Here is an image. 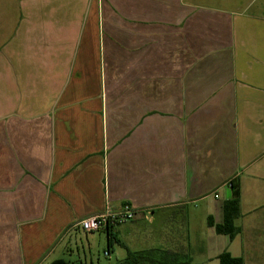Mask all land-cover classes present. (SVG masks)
I'll return each mask as SVG.
<instances>
[{
  "label": "crops",
  "instance_id": "1",
  "mask_svg": "<svg viewBox=\"0 0 264 264\" xmlns=\"http://www.w3.org/2000/svg\"><path fill=\"white\" fill-rule=\"evenodd\" d=\"M125 204L142 264H264V0H0V264H124Z\"/></svg>",
  "mask_w": 264,
  "mask_h": 264
},
{
  "label": "trees",
  "instance_id": "2",
  "mask_svg": "<svg viewBox=\"0 0 264 264\" xmlns=\"http://www.w3.org/2000/svg\"><path fill=\"white\" fill-rule=\"evenodd\" d=\"M233 197L224 203V220L220 224H214L210 221L211 226H215V229L220 234L229 235L230 238H234L241 232L240 227L235 225V219L241 215L240 211V200H241V190L240 184L233 181ZM109 245L112 246L113 243H118L122 245L127 250V258L124 264H142V260L146 259L144 252H133L131 251L124 242H122L117 234L113 231V226L109 225L107 227ZM149 260H151L149 258ZM219 264H245V261L241 257H234L229 251H224L218 256ZM51 264H81L72 263L65 259H57ZM158 264H175L174 262L158 263ZM180 264V263H179ZM187 264H192L188 262Z\"/></svg>",
  "mask_w": 264,
  "mask_h": 264
},
{
  "label": "built area",
  "instance_id": "3",
  "mask_svg": "<svg viewBox=\"0 0 264 264\" xmlns=\"http://www.w3.org/2000/svg\"><path fill=\"white\" fill-rule=\"evenodd\" d=\"M135 215V209L131 205L125 204L118 210L107 209L102 214L83 218L78 221V225L85 232H99L106 230L109 225L132 220Z\"/></svg>",
  "mask_w": 264,
  "mask_h": 264
},
{
  "label": "rangeland",
  "instance_id": "4",
  "mask_svg": "<svg viewBox=\"0 0 264 264\" xmlns=\"http://www.w3.org/2000/svg\"><path fill=\"white\" fill-rule=\"evenodd\" d=\"M90 236V235H89ZM81 239L83 243H87V236L86 233H81ZM81 243V242H80ZM119 251H122L121 248H119L118 246L116 247ZM103 247L100 246V244H98L96 242V244L93 247V251L92 254H88V263H90V260H93V264H116V260L118 258V254L117 255H112L111 257L109 256H105L104 255V251H103ZM76 250V249H75ZM172 258V257H171ZM84 259V258H83ZM173 259V258H172ZM151 264H158L157 262L151 263ZM203 264H210V262H204Z\"/></svg>",
  "mask_w": 264,
  "mask_h": 264
}]
</instances>
